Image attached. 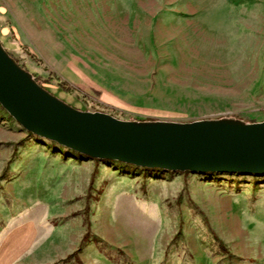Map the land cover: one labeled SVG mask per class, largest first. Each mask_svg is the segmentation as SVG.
I'll list each match as a JSON object with an SVG mask.
<instances>
[{"label": "rangeland", "instance_id": "rangeland-1", "mask_svg": "<svg viewBox=\"0 0 264 264\" xmlns=\"http://www.w3.org/2000/svg\"><path fill=\"white\" fill-rule=\"evenodd\" d=\"M0 42L80 110L264 121V0H0ZM1 173L0 264H264V175L93 160L0 106Z\"/></svg>", "mask_w": 264, "mask_h": 264}, {"label": "water", "instance_id": "water-1", "mask_svg": "<svg viewBox=\"0 0 264 264\" xmlns=\"http://www.w3.org/2000/svg\"><path fill=\"white\" fill-rule=\"evenodd\" d=\"M0 106L26 132L93 160L174 172L264 175V121L123 120L80 110L36 81L1 42Z\"/></svg>", "mask_w": 264, "mask_h": 264}, {"label": "trees", "instance_id": "trees-1", "mask_svg": "<svg viewBox=\"0 0 264 264\" xmlns=\"http://www.w3.org/2000/svg\"><path fill=\"white\" fill-rule=\"evenodd\" d=\"M22 67H23V65H21ZM32 73V75H33V77H34V79L36 80V81H38V74L36 73V72H31ZM53 78H54V76H52ZM56 79V81L58 82V83H63V84H65L61 79H59V78H55ZM41 84V83H40ZM96 172V170H94L92 173H91V178H90V181H89V186H88V189H87V193H86V195H85V197H86V207H85V222H86V231H85V233H84V236H83V238H82V241H84L87 237H88V228H87V222H88V220H87V205H88V202H89V199H90V192H91V186H90V184H91V182H92V178H93V176H94V173ZM1 175H2V173L0 174V177H1ZM220 243V242H219Z\"/></svg>", "mask_w": 264, "mask_h": 264}, {"label": "crops", "instance_id": "crops-1", "mask_svg": "<svg viewBox=\"0 0 264 264\" xmlns=\"http://www.w3.org/2000/svg\"><path fill=\"white\" fill-rule=\"evenodd\" d=\"M69 76L70 77H76V76H74V73L73 72H69ZM213 260H207V264H212L213 262H212ZM231 264H249V263H247V261L246 260H237L236 262H231Z\"/></svg>", "mask_w": 264, "mask_h": 264}]
</instances>
